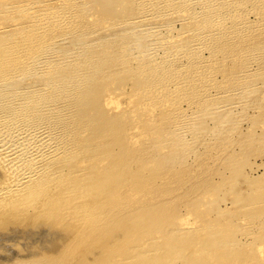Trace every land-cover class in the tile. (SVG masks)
Instances as JSON below:
<instances>
[{"label":"bare ground","instance_id":"1","mask_svg":"<svg viewBox=\"0 0 264 264\" xmlns=\"http://www.w3.org/2000/svg\"><path fill=\"white\" fill-rule=\"evenodd\" d=\"M67 1L69 2L70 5H67L64 8L62 7L63 11L61 13H64L63 15L61 13H56L57 12L56 6H55L56 11L51 10L50 12L40 14L38 11V9L41 8L39 7L40 5L39 6L31 5L28 2H26L25 4H18L16 1L15 4L9 2L8 3L0 2V10L2 12L13 13L10 16L8 15L6 17L7 19L5 20L6 23H2L3 19L0 18L1 19L0 24L2 23L0 27L2 28V31L0 30L1 31L0 32V135L2 134L4 136L3 138L4 141L0 143V149L5 151L6 153L2 152V154L4 153L8 157V161H5L7 157H2L0 155L2 158V159L0 158L1 159L0 170L6 171L4 180L2 181L0 180L1 181L0 198L8 197L7 199L9 200L10 203H8L9 205L7 208H12V209L15 208L19 210V208L23 206L25 207L38 206L41 209H39L40 211L37 213V216L46 217V218L48 217L53 221V223L59 226L64 227L65 225L67 233L63 232L65 236L64 242L66 241L68 235L70 236L71 239L70 242L69 239L67 240L68 244L66 243L67 244L66 246H68V250L66 249V252H64L65 257L60 259L57 257L55 259L56 256L48 255L46 256L47 261L41 263L68 264L69 261L68 259H70L69 258L70 253H72V255H75L76 253L78 254L77 252L78 250H79V254L77 255L78 257L77 256L76 257L77 259H79L78 263L81 264H160L163 262V261L160 262V259H162L161 256L165 255V251H167V249L170 250V253L173 252L174 254L176 253L178 255L179 252H181V250L182 251L185 250L184 253L186 254V249H184L185 246H188L187 249L189 247L190 248L192 247V249L196 251V252L193 251V253H196L197 255L195 259L194 258L192 259V262H194L195 264H229L230 263L229 258L231 257L235 258L237 254L243 255L242 254L243 243H246V241L244 239H240V236H238L239 239L236 236L233 239V241L235 240L234 242L231 239L233 243L231 244L233 245V252H230L228 250L227 246H230V244L227 245V243L231 242L230 240H229L230 242L226 240L227 238L226 236L228 234L227 233L228 228L231 225V221H234V219L241 220L242 222V219L252 220L253 216L255 217L258 216L259 218L262 215L264 217V201H263V195L259 191V186L255 184V180L254 181L246 180L245 182H243L242 181L243 178L240 177L239 171H233L229 176H223L219 181V183L215 185L210 184L209 187L205 188L203 190L204 197L206 198L205 200H203V198H199V199H194L193 201L189 200V202L185 203V205H187L186 206L187 214L177 213L178 205L180 204V202H185L186 199L181 200L180 202L178 198H176L173 202L172 200L154 199L151 202L141 204L140 203L141 201H139L140 198L134 200L131 197V195L125 196L123 195V193L120 192V190L123 189L125 186H127L128 183H131L132 189L134 188L136 189L137 186L139 187L146 186L145 184L151 182L150 181L151 177L154 176L156 177L159 175L157 174L160 173L159 169H156L157 173L153 172L150 175H145V173L143 174L140 173L141 171H144L142 170L143 164H148V162H152L155 159H159V161H161V163H163L164 166H167L166 164H169L171 162H173L174 164L182 163V161L186 158L185 154L183 155V152L187 151L185 147L187 146L192 147L193 142H195L194 140L197 138L196 135L197 133L196 131L194 132L193 129L191 130L189 129L190 131L189 138L188 139H185V137L183 138V136H186L184 135L186 134L185 133L186 130H182V128L185 125H182L183 123H180L181 121L178 119V118L180 119L182 118L181 116H179V113L181 114L182 110L178 107V105H176L179 102L178 101L179 99H177L178 102L176 101L177 102L176 103L174 101L175 98L173 99L172 95L176 93H177L176 95H178V90L181 88H185L187 83L190 82L192 84V81L194 83L195 81H197V79L198 81L200 78L203 79V77H201L202 76L201 73H203L202 71L203 65L201 66L200 63L204 61L208 62L210 60L213 61L212 59L218 53H220V55L221 53L222 54L231 53V55H236L237 62L239 66L241 64L242 67L244 66L243 64L245 59H242V56L240 57V55L244 49L246 50L248 49V47L250 49L251 47L252 53L254 51H256L255 55L260 53V52L257 53V50L260 51L259 50L260 43L263 42L264 39L263 37L260 38L261 37L260 32L258 33L256 31H252L253 29H255L254 26L256 27V25L252 26L251 23H247L248 20L244 24H242L243 22L239 23V21L237 20L239 24L238 23L234 24L235 21L230 22L227 19L229 15L227 17L226 16L221 17V15L216 16V13H218L219 11L214 14L213 13L214 11L212 10L222 8L220 5L221 3L220 0H202L196 2L197 4L196 9H199V11H197V14L196 12H194V14H196L194 17L192 15L191 16L184 15V17L187 16L185 18L181 16L183 17L184 20L183 25L188 23L191 26V33H190L191 35L189 37V42L186 40L188 43L187 45L184 44L186 46L185 49L184 47L181 48L182 46L176 47V48H181L179 49L180 52L179 51L178 53L172 52L167 56L163 55L167 57L166 58L167 61L166 59L165 61L170 62V65L168 63V67L173 65L171 68L169 67L168 69H165L163 67L164 66L166 67V63L163 66V64L160 63L161 61L158 62L160 60L158 57L157 58L154 57L149 61L147 60L148 62L144 61V63L139 64L141 63L140 59H142V58L138 59L139 55L141 53L148 55L149 53H151L149 50H148L149 52H147L144 51L143 48H141V50H139L141 52L138 56L136 53L130 52L132 50L130 49L131 47H133V50L135 48L137 49L138 46H135L136 43H137L136 45H140L142 44V42H144V39H142V37H139L140 39L135 44L133 43L134 41L130 42V40H126V39L124 41L121 40L123 41L122 43L119 40L116 41L117 38L115 39L114 36L113 38H111L112 37L111 34H110L111 36L110 38H106L103 36L104 37L103 39L101 38L102 36L100 37V35L98 38L96 36V39L100 38L99 42L97 41L94 42L93 40L95 39L92 38L91 39L94 43L93 42H91L92 44L90 43L91 39L90 41L87 39L88 42H84L83 41L85 40L83 39V35H85L84 32L87 33L93 32L92 27L94 26L99 27V22L100 24L103 23L102 21H104L103 20L104 18L96 19L95 17L99 16L98 12H100V9L98 11V7L101 8L105 5V3L108 2H106L105 0H97L96 5L98 6H93L88 12L86 11L87 9H84L85 8L84 6L87 4V0H80V2H77L78 4L75 2L76 0H67ZM169 1H174V0H164V4L163 3L160 4L159 9H162L161 5L165 6ZM177 1L179 4L180 0ZM181 1L183 2V0ZM195 1L196 0H190V2H192V5L194 6H196L194 4ZM257 1L258 0H256V2ZM149 2L145 3L144 1H142L141 3H139L141 5L139 4L137 5L138 9L137 7H134L133 9L132 7L133 5H131L133 3H131L129 7L131 6L132 9H126L124 12L125 17L122 18V20L117 21L115 23L118 25L120 24L121 26V24L123 25V23L124 25L126 24L125 20L131 22L133 19H137V17L138 18L139 17L144 18V16L146 17L147 15L150 14V11H154L152 7H150L152 9H149V7L148 8L144 7V4H147ZM156 2L157 1H155V3ZM172 3L176 9L170 8L169 10L171 12L176 13L181 6L179 7L177 3L176 5H174L175 2ZM260 3L262 4L263 2ZM157 4L158 3H156V5ZM222 4L224 5V3ZM262 5H264V3ZM77 6L78 9H81L82 11L76 9ZM252 6H251L252 11L254 12L258 10L256 8L262 7V6L257 7L255 6V4H253ZM177 7L179 8L177 9ZM186 7L189 6L186 5ZM245 8H246L245 11H249V12H245L244 15H246V13L249 14L250 13L249 9L251 8L247 9L248 7L246 6ZM10 9H12L13 12L9 11ZM14 9L19 10L20 11L19 13L24 11L26 13V17H31V18L21 23L22 25L17 23V21L14 22L15 20L14 17H17L18 14V12ZM211 11L212 13H210ZM225 12L226 11L224 10L223 13L226 14ZM14 13L16 14L15 16ZM163 13L164 12H162V14ZM241 14L243 15V13ZM256 14L257 13H255V15ZM87 15H90L92 16V18H95L93 21H91L92 23H90L92 26L88 23V26L89 27L91 26L90 30L89 28H87V25L84 23L85 20L83 19ZM231 16H233V13ZM233 17L235 19L237 18L235 17V15ZM241 18L239 19L243 20V17ZM244 18H246V16ZM64 19L67 20V21L65 20L67 23L64 22ZM130 19L132 20L130 21ZM82 20H84L83 23L86 26L84 27V29H81L80 35L78 36L75 35L76 36L75 41L71 40V42L74 41L73 44H71L72 47L62 49L63 50L62 52H66L65 54L64 53L62 54V52L61 53L54 52L53 47L56 44V42L63 40L67 34H70L71 36V33L74 30L77 31L76 28H79L80 30V27L83 25ZM106 20L108 19L106 18ZM87 21L89 22V19H86V22ZM259 21H261V23H264L262 22V20ZM58 25L59 26L61 25L63 27L60 30L64 29L65 32L64 34H59V35L58 34L56 35L55 33L52 34L54 32L53 30L56 29ZM248 27L249 30L251 29L252 32L249 30L247 31L245 30L248 29ZM102 28H105V26ZM96 29L97 30H95V32L101 28H96ZM126 29H128V27ZM259 30L262 31V29ZM144 31H146V29ZM245 31L250 32L249 33L250 35L247 34ZM116 32L114 29V33ZM251 33H254V35H251ZM202 34L203 35L205 34L206 36L204 37L208 38L209 40L211 38L212 41H213L212 37H216V38L219 37V39L216 40V42L213 44L210 43L209 46H207L209 43L207 40H206L208 42L207 45L204 43L205 39L204 41L200 40L197 43L194 42L196 43V45L195 44L193 45L192 40L195 39L199 40V38H196V36L198 37ZM116 35L118 36V34ZM148 36L146 35V37ZM150 40L152 43L153 40L152 39ZM66 41L68 40L66 39ZM69 42L70 40L68 41V43ZM200 43H204V47L201 46ZM77 44L80 45L79 48L78 46L76 47L73 46ZM147 46L149 47V45ZM206 46L208 50L207 49L205 50L208 51L207 52L208 55L204 57L202 56L203 54H201V52L199 51H202L201 50L202 48L204 50ZM127 47L130 49V51H128L129 49ZM263 47L264 46H262L261 50H264ZM126 49L127 51L125 52L124 50ZM155 49L157 48L155 47ZM51 50L52 52L56 53L58 57L57 56L52 57V55H49V52ZM154 51L155 50H153L152 52ZM164 51L165 50H163V52ZM246 51L250 52V50H246ZM119 53H121L120 55L121 58L123 59H121L120 57L118 58ZM128 54L131 56H129ZM245 55H247L246 61H248L247 60L248 54L246 53ZM140 56H145V55H140ZM250 57L251 55L249 56V58ZM114 58H116L118 62L119 59H121V61L123 60L124 62L125 61L131 62L130 59L133 58V61H135V65H133L134 63L133 64L131 63L128 65V67H124V68L126 69L130 68L132 70L134 69V71H136L137 69L138 70L136 73L137 75L140 76L145 75L144 77H140V76L135 77V72L133 73L131 70L127 69L128 70L127 73L131 71V75L133 74V76L129 75L127 77H133L132 79L134 81L133 84L134 87L132 88H134V90H132V88L130 87V91L131 90L132 91L131 94L130 93L129 94L134 96V98L128 96L129 99L127 100L126 104H124L126 105L124 107L127 109V111L130 112L131 119L133 118L135 123L137 121H140L139 128H141V130H138V132L144 134L145 136L144 140L136 141L137 138L134 139V137H137L138 133L132 134L133 132L130 133L131 135L129 137H123L122 133L124 132V128L125 129L131 128L132 125L131 127H128L129 123L126 122V124H124V121L122 120L124 115L119 116L117 114L118 112L117 110L116 112H111L107 114V112H105L102 109L103 103L104 105L106 103V106L108 105L109 108H113L115 106L114 103L115 100L113 98L105 99L106 101L101 103V101L96 97L97 93L100 90L98 81L101 79L105 80L100 85H104L105 87H107L113 82V80H115V77L117 76L116 74L121 70L120 69L118 71L116 67L114 68L113 73L111 72L103 73L105 72L106 67H108L112 63ZM23 59L24 61H22ZM135 59L140 60V62L138 63V61H136ZM50 60H55L57 64L51 65V68L54 66L53 71L47 74L46 81H44L43 79V82L44 84L47 83L49 84L51 81L54 82V80H57V82L55 81V83H58V85H56V90H55L56 91L55 96L56 95L57 96L56 98L54 97V99H52L53 101L51 102H53V104H50L51 102L49 104L46 103L49 102L48 97H45L47 95L46 93L45 94L42 93L44 95V98H47L45 100L43 99L42 96L39 97V94L41 95V93L38 92V94L36 95V90L38 89H34V88L30 89L31 92L30 90H25V89H29V87H34L38 85L39 84L38 82H42V76L40 79L38 77L39 74H37V72L36 73L33 72L38 75L37 76L34 74L39 78L38 79L36 77L37 79L36 80L34 79V75H32L31 72L33 70L36 71L37 67H39L42 63H46V61H50ZM161 60L163 59L161 58ZM231 60H233V58ZM120 64H122V62ZM198 66L201 67L200 70ZM125 70L123 69L122 71L124 72ZM204 74L206 75V73ZM30 75L31 77H33L34 80L30 84H24L23 82L24 85H22L21 83L22 81L25 80L24 78L29 77ZM121 75L125 76L126 73L125 74L121 73L120 76ZM29 78H26V80ZM50 79L51 81H49ZM129 79L131 80V78ZM197 83L198 82H196V84ZM42 86L43 85H41L40 87ZM193 86H195V84ZM198 86L200 89V85ZM190 88H188L189 90L187 89L188 92L194 89V87L192 89ZM197 88H195L196 92L194 91L195 89L193 90L196 94H198ZM57 92L59 93L61 92V93L58 94ZM184 92L185 90L181 93V95L182 94L184 95ZM195 93L194 95H196ZM176 97L178 98V96ZM180 97L181 96L179 95V98ZM188 97L191 96L188 95ZM185 98L186 99L184 100L189 99L187 98V96ZM192 98L194 99V97H191V99ZM20 100H22L23 102L22 105H20L19 103ZM156 102H158V106L161 109L159 110L158 107L159 113L160 112L161 113L159 118L156 117L157 122L154 121L155 116H153L149 112V109H151L152 106L155 108L154 104H156ZM190 102L186 101L187 103L186 106L190 108L193 114L194 112ZM27 103H29V106L32 109H34L35 110L34 112L38 113V115L35 114V116L30 117L32 118V120L29 119L28 121L26 119L28 121L26 123L24 114L26 115L27 111L30 109L26 107L28 109L27 110L24 107L27 105ZM143 104H147V106L145 107L147 110H144L145 108L143 109L141 107ZM17 108L21 109L22 112L21 110L18 111ZM138 111H145V114L141 115L142 113L140 112L141 114L139 113L140 114L139 116L137 114ZM175 113H177V115L179 116L177 119L180 122H177L178 120L175 119L176 118L175 116L172 119V115ZM183 113L185 112H182V114ZM183 117H184L183 120H185L186 117L184 115ZM216 117L217 116L215 115L211 117L214 125V127L213 126L211 127L214 128L215 132L222 133L223 128L226 127L224 126V124L226 123V117H218V118ZM188 118L191 119L192 116ZM186 120L185 122H187ZM134 121H132L131 123L134 124L133 123ZM196 124L198 125V123ZM192 126L194 127L193 124ZM195 130L197 129L195 128ZM254 133L256 135L264 136L263 133H256L252 131V134L250 133L249 134L253 140H255L254 138L256 137ZM166 134L167 137L165 138ZM168 136H170L171 138L169 137L170 139L167 140ZM246 141L248 142V139H246ZM130 143L134 144L133 148L129 147L128 144ZM189 149L191 148L189 147ZM29 150L32 151L30 153L32 155L30 157H28L29 156L28 155L27 158L25 154L28 153ZM190 151L193 150H189L187 152ZM24 156L26 157V160L22 159ZM43 158L45 159L44 162H42ZM83 161H88V163L85 166H81V162ZM151 171L154 170L152 169ZM259 177L260 176H258V179ZM246 183H250L251 185H254L255 187L252 188H254L255 190L253 189L254 191L253 190L249 191V189H245L244 184ZM165 185H166L165 182H163L160 187H166L167 185L166 186ZM226 186L230 187L232 191L226 189ZM157 190H159V188ZM166 190L168 191V189ZM217 191L224 192L225 196H223L222 198L230 197L232 199V208L233 211L234 210L236 211L229 214L221 213L219 207L215 202V199L209 198L208 196V193H212V192L215 193ZM160 192H165V190L160 188ZM114 193H115V197L119 199V202H117L116 204H113L114 202L112 201V199L109 198L112 197ZM132 195L134 196L135 193ZM141 195L144 194L141 193ZM158 195L159 194L157 192V194H155L156 198ZM85 197H88L89 200H84ZM134 197H136V195ZM101 200H103L104 202H101ZM7 201L2 200V202H7ZM177 202L179 203L178 205ZM200 207L203 209L201 210ZM243 208L245 209L247 208L249 212L242 213ZM188 215H192V218L188 217ZM263 219L264 218H262V220ZM235 227H239V225L238 226L236 225ZM242 227L247 228L249 226L247 227L242 226ZM240 228L239 230H241ZM257 229H259V227ZM87 232L89 233L88 235H90V237L93 238V240L96 239L98 235L99 236L94 241L93 240L88 241L89 243L88 245H86V247L89 248V246H91L95 249V247L99 244L101 245L100 248L102 249V252L98 255H95L96 257L95 256L89 257V255H87L88 258L86 259L85 257H82L84 254L82 244L84 243V241H86L87 236L85 235L87 234ZM153 232H155V234L157 233L160 234L161 238L157 237V239H161V240H158L157 243L154 242L156 237H154L153 240H149L148 238L149 235H152ZM96 233H98L97 236ZM101 233L104 235L102 240H100ZM250 234H248V236ZM147 235L148 237H146ZM146 238H148L147 239L148 241L146 240ZM151 241L153 242V244H156L155 245L156 255L154 258L151 257V255H149L148 244L150 245L152 243ZM262 243L259 244L263 245ZM249 245L250 243L248 244V247H250ZM255 245L257 246L258 242ZM248 247H246V249H248ZM258 248L259 247H256V249L260 251V249ZM162 251H164V254ZM261 252L263 254L256 258L252 256H247L246 254H244L243 256L246 259L250 258V260L252 258V261L253 259L254 260L258 259L259 262L256 261V263L258 264L260 263V257L264 259V250H262ZM91 254L92 253H90V255ZM172 257L170 258L166 256V260H167L166 263L168 262L167 258H169L170 262L171 261L173 262L176 259L175 256L174 260H171ZM35 261H38V259ZM35 261H32L34 262L33 264H35ZM179 262H181V264L183 263L187 264V261L185 259H181V261ZM261 263L263 264L264 262Z\"/></svg>","mask_w":264,"mask_h":264},{"label":"rangeland","instance_id":"2","mask_svg":"<svg viewBox=\"0 0 264 264\" xmlns=\"http://www.w3.org/2000/svg\"><path fill=\"white\" fill-rule=\"evenodd\" d=\"M15 1L18 4H25L26 2H28L31 5H37V6L40 5L39 7H41V8L38 9L40 14L50 12L51 10L52 11H56V8H57V12L56 13H61L63 11L62 7L64 8L65 6L70 5L67 0L66 1L65 0H63V1L59 0V2H58V0H39V1L38 0H27V1L26 0H0V2H2V3H4V2L8 3L9 2V3H13V4H15ZM96 1L97 0H87V4L84 6L85 7L84 9H87L86 11L89 12V10L93 6H98V5H96ZM105 1L108 2V3H105V5L103 7H101V8L98 7V11L100 9V12H98L99 16L95 17L96 19L97 18H99V19L104 18L103 19L104 21H102L103 23L100 24V22H99V27H96V26L92 27L93 32H88V33L84 32L85 35H83V39H85V40H83V41L84 42H88L87 39L90 41V39L92 38V39H95V40H93L94 42L95 41L99 42L100 38L96 39V36L98 38L99 35H100V37L102 36L101 37L102 39L104 37L110 38L111 36H112L111 38H113V36H114L115 39L117 38L116 41L119 40L121 43L126 39V40H130V42L134 41L133 43L135 44L140 39L139 37H142V39H144V42H142V44H140V45H136L137 44L136 43L135 46H138V47H137V49L135 48L134 50H133V47L130 46L131 47L130 49H132L131 51L127 47L129 49L128 51H130L131 53H136L137 56H138L140 54V52H141L139 50H141V48H143L144 51H147V52L150 51L151 53H149L148 55L141 53L140 55H145V56H140L139 55L138 59L142 58V59H140L141 63H139L140 60H138V59H135V60L138 61L139 64H142V63H144V61L148 62L149 60L153 59L154 57H156V58L158 57L160 59L158 62L161 61L160 63H162L163 66L166 63V67L165 66L164 67L162 66V67L165 68V69H168L169 67L171 68L173 65L168 67V63L170 65V62H166L167 61V59H166L167 57L166 56L168 54L172 53V52H174V53H178V51L180 52L179 49H181L183 47L185 49L186 46L184 44L187 45V43L189 42V37L191 35L190 34L191 33V26L188 23L183 25V22H184L183 17H184V15H187V16H189V15L191 16L192 15L194 17L197 14V11H199V9H196L197 8L196 2H199V1H202V0H196L195 3H194L196 6L192 5V2H190V0H185V1L183 0V2L180 0L179 4H178L177 0L169 1V2H167V4L165 6L161 5L162 9L163 8L166 9V10L163 9L164 11L162 9H159L160 8V4H162V3L164 4V0H153V1L152 0H146V1L145 0H137V1L136 0H133V1L130 0V2H129V0H105ZM140 1L141 2L144 1L145 3L151 1V2H149L147 4H144V7H146V8L149 7V9L153 8L155 13H154V11H150L151 15L148 13L149 15H147L146 17L144 16L145 19L143 17L142 18H140V17L138 18L137 17V19H133V20L130 19V21L132 20L131 22H128V21L125 20V22H126L125 25L123 23V25L121 24V26H120V24L118 25V24L115 23L117 21L122 20V18L125 17L124 16V12H125L126 9H132V7H133V9H134V7H137V9H138L137 5L139 3H141ZM155 1H157L156 2V3H158L157 5H156ZM160 1H162V2H160ZM241 1L243 2L244 0H240V1L239 0H226V2H225V0H220V2H221L220 5H221L222 8H220V9L218 8V9L212 10V11H214L213 12L214 14L219 11L218 12L219 14L216 13V16L217 15H219V16L221 15V17H225V16L227 17L229 15L227 17V19L230 22H232V21L234 22L235 21L234 24L238 23V21H239V23L243 22L242 24H244L248 20L247 23H251L252 26L256 25V27L254 26L255 29H253L252 31H256L258 33L260 32V34H261L260 38L263 37V39H264V34H263V32H264V23H261V21H259V20H262V22H264V18H263L264 17L263 16L264 15L263 14L264 13V5H262L264 3V0H258L257 1L259 5L261 4L260 2H263L260 5L262 7H260L257 4L256 0L255 1L254 0H245L243 3ZM65 2H66V4H65ZM75 2L76 3L80 2V0H76ZM172 2H175L174 5H176V3H177V5L179 7L181 6L180 8L177 7V9L179 8V10H182V11L178 10L176 13L175 12H171L169 9L170 8L171 9L175 8V6H173ZM131 3H133V4H131ZM150 3H152V4H150ZM222 3H224V5ZM57 4H58V6H57ZM130 4L133 5V6L129 7ZM253 4H255V6L258 5L257 7H260V8H256V9H258V10H256V12L252 11V7H253L252 5ZM139 5H141V4H139ZM152 5L154 7L155 6L156 7L154 8ZM186 5H188L189 7H186ZM55 6H56V8H55ZM78 6L76 7V9H78ZM171 6H173V7H171ZM245 6L248 7L247 9L251 8V9H249L250 13L249 14L246 13V15H244L245 12H249V11H245V9H246ZM150 7H152V8H150ZM227 7H229V8H227ZM36 8H38V7H36ZM50 8H52V9H50ZM45 9H47V10H45ZM261 9H262V11H261ZM14 10H16L18 12L17 17H14V19H15L14 22L17 21V23H19L20 25H22L21 23H23L25 20L31 18V17H26V13L24 11L19 13L20 12L19 10H17V9H14ZM78 10L82 11L81 9H78ZM224 10L226 11L225 12L226 14L223 13ZM9 11H12V9H10ZM161 11L164 12L163 13L164 15L162 14ZM212 11L210 13H212ZM159 12H161V13H159ZM194 12H196V14H194ZM240 12L243 13V15ZM0 13H1L0 18H2L3 21H4V22L2 21V23H6V21H5V20H7L6 17L8 15L10 16L11 14H13V13H9V12L6 13V12H2V11ZM190 13H193V14H190ZM232 13H233V16L235 15V17H237L236 19L233 16H231ZM255 13H257V14L255 15ZM61 14L63 15L64 13H61ZM156 14H157V16H156ZM15 15L16 14L14 13V16ZM181 16H183V17H181ZM187 16H185V17H187ZM245 16H246V18H244ZM89 17L91 18V20H90ZM241 17H243V20H241L242 19ZM16 18H19V19H16ZM95 18H92V16H90V15L85 16L83 18L85 20V22H84V20H82V24L83 25L80 27V30H79V28H76V30L79 33L74 30L72 32L73 34L71 33V36H70V34H67L63 40L57 41L56 44L53 47L54 48V52L61 53L63 51L62 49L72 47L71 44H73V42L76 39L75 35H77V36L80 35L81 29H84V27L86 25H87V28H89V30H90L91 29L90 27L92 26L90 23H92L91 21H93ZM106 18L108 20H106ZM229 18H232V19H229ZM239 18H241V19H239ZM68 19H69V17H68ZM86 19H89V22L88 21L86 22ZM179 19H181V20H179ZM252 19H253V21H252ZM65 20L66 19H64V22L67 23L66 22L67 20L66 21ZM105 20H106V22H105ZM138 20H139V22H138ZM240 20H241V22H240ZM110 22H111V24H110ZM2 23L0 24V27H1ZM88 23L91 25L90 27L88 26ZM133 25H134L135 28L133 27ZM257 25H259L260 27L257 26ZM104 26H105V28H102ZM95 27L96 28H101V29H99L98 31L95 32V30H97ZM108 27H110V28H108ZM127 27H128V29H126ZM257 27L259 29H262V31H260ZM53 28H55V27H53ZM61 28H63V27L61 25L60 26L58 25L56 27V29L53 30L54 32L52 31L53 32L52 34H54V33L56 35L57 34L58 35L59 34H64L65 33L64 29L60 30ZM93 28H95V29H93ZM120 28H122V29H120ZM114 29H115V32L116 31H118V32L114 33ZM145 29H146V31H144ZM0 30L2 31V28H0ZM245 30L246 31L249 30V27H248V29H245ZM249 31H251V29ZM90 33H92V34H90ZM119 33H121V34H119ZM171 33H173V34H171ZM246 33L249 34L250 32H246ZM110 34H111V36H110ZM116 34H118V36ZM144 34H145V36H144ZM148 34H149V36H148ZM108 35H109V37H108ZM146 35L148 37H146ZM169 35H171V36H169ZM202 35H200L201 37L200 36H198V37L196 36V38H199V40L198 39L197 40L196 39L192 40L193 45L194 44L196 45L197 42H199L200 40L204 41V39H205L204 43L207 45V43L209 42L208 45H207V46H209L210 43L213 44V43L216 42V40L219 39V37L218 38L212 37V39H213V41H212L211 38L209 40L208 38L204 37V36H206L205 34L203 35V37H202ZM251 35H254V33H251ZM69 37H72V38H69ZM66 39L68 41L70 40V42L68 43V41H66ZM92 39H91L90 43L93 42ZM150 39L153 40L152 43H151ZM168 39H169V41H168ZM71 40H74V41L71 42ZM121 40H123V41H121ZM164 41H166V42H164ZM194 42H196V43H194ZM263 42H261L262 45L260 43V49H259L260 51L257 50V53L258 52H260V53H258L256 55H255L256 51H254L253 53L251 52V47H250V49H249V47H248V49H246V50H250V52L246 51L245 49H244L245 50V52H244V50H243V52L240 55V57L242 56V59H245L243 67H242L241 64L239 66V64L237 62L236 55H231V53H228V54H222L221 53V55H220V53H218L212 59L213 61L210 60L208 62L204 61V62L200 63L201 66L203 65L202 66L203 73L200 72L201 75H202L201 77H203V79L200 78L199 81L197 79V81H195L194 83L192 81V84L189 82L186 85L188 88H190L192 86L190 89H192L193 87H194V89L198 87L197 88L198 89L197 90L198 94L195 93L196 89L195 90L192 89L190 92H188L189 89L185 86L186 89L185 88H181L182 90L181 89L178 90V95H176L177 93L174 94V95L178 96V98L176 96L172 95L173 99L175 98L174 99L175 102L177 101V99H179L178 100L179 102L177 101L178 103L176 102L177 103L176 105H178V107L182 110V112H185L183 114H182L181 111H179V112H181V114L179 112H177V113H179V116L182 117L181 119L178 118L179 116L177 115V113L172 115V119L175 116L176 117L175 119L178 118L181 121L180 122L177 119L178 120L177 122L183 123L182 125H185L182 128V130H186L185 131L186 134H184L186 136H183V138L184 137H185V139L189 138V133H190L189 129L190 130L193 129L194 132L196 131V133H197L196 134L197 138L194 140L196 143L193 142L192 147L191 146H187V145H186L187 147H185L187 149V151H189V150H193V151H190V152H187V151L185 152L184 151L183 152V155L185 154L186 158L182 161V163H177V164L175 163L174 164L173 162H171L169 164H166L167 166H164L163 163H161V161H159V159H155L152 162H148V164H143L144 166L142 165V168H143L142 170H144V171H141L140 173H142V174L145 173V175H150L153 172L157 173L156 169H159L160 173H157L159 175L156 176V177L155 176L151 177L150 178L151 182L145 184L146 186H143V187L137 186L136 189L135 188L132 189L131 188V183H128L127 186H125L123 189L120 190V192L123 193V195H125V196H130L131 195V197L134 200H137V198H140L139 201H141L140 202L141 204L151 202L154 199L172 200V202L176 198L179 199V202L181 200H185L186 199L185 202H180V204L177 202V205L179 204L178 208H177L178 209L177 213H179V214H187L186 213V211H187L186 210L187 209L186 206L187 205H185V203L189 202V200L193 201L194 199H199V198H203V200H205L206 198L204 197V193H203V190L205 188L209 187L210 184H214L215 185V184L219 183V181L221 180V178L223 176H229L233 171H239V175H240L241 178H243V180H242L243 182H245L246 180H249V181H254L255 180V184H257L259 186V191L262 193L263 201H264V136L263 135H256L254 133L256 135V137L254 138L255 140H253L252 137H250V134H252V131L256 132V133H263L264 134V50H261L262 46H264ZM204 43H200V45L204 47ZM141 45H142V47H141ZM147 45H149V47ZM73 46H75V47L78 46V48H79L80 45L77 44V45H73ZM150 46H151V48H150ZM179 46L180 47L182 46V47L181 48H176V47H179ZM207 46L204 48V50L201 47L202 51H199V52H201V54H203L202 56H204V57H206L208 55ZM155 47L157 49H155ZM175 49H177V50H175ZM205 49H207V50H205ZM263 49H264V47H263ZM59 50H61V51H59ZM136 50H138V51H136ZM151 50L152 51L155 50L154 51L155 53L152 52ZM163 50H165V51L163 52ZM124 51L126 52L127 49L124 50ZM134 51H136V52H134ZM252 51H253V49H252ZM54 52H52V50H51L49 52V55H52V57H54V56L58 57V55L56 53H54ZM125 52H123V53H125ZM63 53L65 54L66 52H62V54ZM246 53L248 54V57H247L248 61H246V56H247V55H245ZM120 54L121 53H119L118 58L119 57L121 58ZM253 54H254V56H253ZM132 55H134V54H132ZM163 55H166V56H163ZM225 55H226V57H225ZM250 55H251L250 58L253 59V60H251L249 58ZM129 56H131V55H129ZM116 58H114L112 63L108 67H106L105 72H103V73H106V72L107 73L108 72L113 73L114 68H116V67H117L116 69L118 71L121 69L120 72H118L116 74L117 76L115 77V80H113V82L110 85H108L107 87H105L104 85H100L105 80L101 79V80L98 81L99 82L98 85L100 86V90L97 93L96 97L101 101V103L106 101L105 99L113 98L115 100V102H114L115 106L113 108H109L108 105L106 106V103H105V105L103 103L102 109L105 112H107V114H109L111 112H116V110H117L118 111L117 114L119 116L120 115H124L123 118H122V120L124 121V124H126V122L129 123L128 127H131V125H132V127H131L132 129L131 128H126V129L124 128V132L122 133L123 137H129L131 135L130 133L133 132L132 134H134V133L137 134L138 133L137 134L138 136L134 137V139L137 138L136 141L137 140H144L145 139L144 134H141V133L138 132V130H141V128H139L140 121H137L135 123L134 119L133 118L131 119V117H130V112L127 111V109L124 107V106H126L124 104H126V102L129 99V97H133L134 98V96L130 95L131 91L134 90V88H132V87H134V85H133L134 81L132 79L133 77H127V76H129V75L133 76V74L131 75V71L133 73L135 72V77L136 76H140V75L136 74L137 71H138L137 69H136V71H134V69L132 70L130 68H127V69L131 70L130 72L127 73L128 70L126 68H124V67H128V65L131 64V63L132 64L134 63L133 65H135V61H133L134 57L132 59H130L131 62H127V61L124 62L123 60L121 61V59H123V58L119 59V62H118V60ZM161 58L163 60H161ZM232 58H233V60H231ZM165 59H166V61H165ZM259 60H260V62H259ZM22 61H24V59ZM121 62H122V64H120ZM52 64L53 65L57 64V62H55V60L46 61V63H42L39 67H37L36 71L33 70L31 72L32 75H34L37 72V74H39V76L37 74H35V75H37L40 79H41V76H42V82H38L39 84L34 86V87H29V89H25V90H30V89H33V88L34 89H38L39 91L36 90V95L38 94V92L41 93V95L39 94V97L42 96L43 99H45V100L47 98H44L43 94L46 93L47 95L45 97H48V101L49 102H46L45 100L44 101L47 104H49L51 101H53L52 99H54V97L56 98V96H57V95L55 96L56 85H58V83H55V81L57 82V80H54V82H53L50 79L49 81H51V82L49 84L48 83L44 84V82H43V79H44V81H46L47 74H49L50 72L53 71V67L54 66L51 68ZM44 65H45V67H44ZM220 65H222V66H220ZM254 65H256V66H254ZM42 66L44 67V69H43ZM47 67H49V68H47ZM198 67H197V69H198ZM254 67H255V69H254ZM200 68L201 67H199V70H200ZM244 68H245V70H244ZM123 69L124 70L126 69V70L123 72L122 71ZM211 70H212V72H211ZM33 72H35V73H33ZM121 73H123V74L126 73V75L125 76L124 75L120 76ZM168 73H167V75H168ZM204 73H206V75ZM35 75H34V79H36V77H37ZM207 75L209 76V78H208ZM223 75H224V77H223ZM144 76L145 75H142L140 77H144ZM29 77H31V75ZM29 77H25L24 79L26 80V78H29ZM129 78H131L132 82H131V80ZM34 79H33V77H31V78L26 80L27 82L25 80L24 81L21 80L22 81L21 84L22 85L30 84ZM142 79H144V78H142ZM23 82H24V84H23ZM196 82H198L197 84L200 85V89H199V86L196 84ZM233 82H234V85H233ZM236 83L238 84V86H237ZM131 84H132V86H131ZM190 84H191V86H190ZM194 84L197 87L193 86ZM41 85H43L45 89L43 88V86L40 87ZM232 85L235 86L236 88L233 87ZM240 85L241 86L243 85L242 87H244V86L245 87L242 88ZM52 86H54L55 88L52 87ZM130 87L132 88L131 91H130ZM250 88H252V89H250ZM183 89L185 90V92L186 91L187 92L186 93L184 92V95L183 94L181 95V93L184 91ZM230 89H232V90H230ZM30 92H31V90H30ZM57 93L60 94L61 92L60 93L57 92ZM194 93L197 96L194 95ZM48 94H50V95H48ZM179 95L181 96L180 98H179ZM188 95L191 96V97H194V99L192 98L193 99L192 100L191 97H188ZM206 95H208V96H206ZM186 96H187V98H189L188 100H184V99H186L185 98ZM49 97H50V99H49ZM147 100H149V99H147ZM186 101H188V102L194 101L192 103L190 102V104L192 105L191 107H192L193 112H194L193 114H192L190 108L186 106V104H187ZM19 103H20V105H22L23 104L22 100H20ZM196 103H198V104H196ZM50 104H53V102H51ZM203 104H204V106H203ZM154 105H155V108L152 106L151 109H149V112L153 116H155L154 117V121L157 122L156 121V117L157 118L160 117V113L161 112L159 113V110H161V109L158 106V102H156V104H154ZM146 106H147V104H143L141 107L144 109ZM156 106H157V108H156ZM24 107L25 108L26 107L30 108L29 110L26 108L28 111H27L26 115L24 114L25 120L26 119L28 121H29V119L32 120V118H30V117L35 116V114L38 115V113L34 112L35 110L32 109L29 106V103H27V105L24 106ZM158 107H159V110H158ZM162 108H164V107H162ZM17 110L20 111L21 109L17 108ZM144 110H147V109L145 108ZM151 110H152V112H151ZM21 112H22V110H21ZM139 113L141 115H144L145 111H138L137 114L140 116ZM185 114L188 115V116H186ZM183 115L186 117L185 120L188 119V120H186L188 123L185 122V120H183V118H184ZM189 115L192 116L191 119H193V120L188 118V117H191ZM214 115L217 116L216 118H218V117H226V123L224 124V126H226V127L223 128V132L222 133H218V132L214 131L213 120L211 118ZM25 116H27V117H25ZM27 120H26V123L28 122ZM34 120H35V118H34ZM131 120L134 121L133 122L134 124L131 123L132 122ZM196 123H198V125ZM192 124L194 125V127L192 126ZM182 125H181V127H182ZM211 126H213V127H211ZM189 127H191V128H189ZM195 128L197 130H195ZM187 129H188V131H187ZM224 130H225V132H224ZM245 136H246V138H245ZM166 137H167V134H166L165 138ZM169 137L170 136H168L167 140L171 138V137L170 138ZM3 138H4V136L1 134L0 135V139H1L0 143H2L4 141ZM246 139H248V142L246 141ZM260 141H262L263 143L260 142ZM252 144L255 145V146H253ZM128 145L131 148H133V146H134L133 143H130ZM189 147L191 149H189ZM261 148H262V150H261ZM2 152L6 153L5 151L0 149V155L2 157H7L4 153L2 154ZM31 152L32 151L29 150L28 153L25 154V156L27 157L29 155L28 157H30L32 155V154H30ZM1 156H0V158H1ZM25 156L22 159L26 160ZM1 159H0V161H1ZM45 159H46V157H45ZM45 159L43 158L42 159L43 161L42 160L41 161L44 162ZM5 161H8V157H7V159ZM87 163H88V161H83V162H81V166H85ZM152 169L154 171H151ZM5 175H6V171L0 170V178H1L0 180L1 181L4 180ZM184 175H185V177H184ZM258 176H260L259 179H258ZM161 177H162L163 180L161 179ZM163 182H165V184L167 185V186L165 185L166 187H160ZM190 183H192V184H190ZM244 187H245V189H249V191H251V190L254 189L252 187H255V186L251 185L250 183H246V184H244ZM158 188H159V190H157ZM160 188L165 190V192H160ZM166 189H168V191ZM201 189H202V191H201ZM226 189H228L229 191H232V189L230 187H228V186H226ZM157 192H158L159 195L156 198L155 194H157ZM134 193H135L136 197H134L135 195L134 196L132 195ZM141 193H143L144 195H141ZM247 193H250V192H247ZM208 196H209V198H214L215 199V202H216L217 206L219 207V209H220L222 214H229V213H232V212L236 211V210L233 211L232 199L230 197L229 198L228 197L222 198L223 196H225L224 192H220V191H217L215 193L212 192V193H208ZM7 198L8 197L0 198L1 199V201H0V209H1L0 210V216H2V217H0V264H33L34 262H32V261H35L37 259H38V261H35V264H40L41 262L44 263V262L47 261V257L46 256H48V255L56 256L55 259L57 257L59 259L65 257L64 252H66V249L68 250V246H66L68 244L67 240L69 239V242L71 241L70 236L68 235L66 241L64 242L65 236H64L63 232L67 233L66 226L64 225V227H63V226L56 225L48 217L46 218V217L37 216V213L40 211L39 209H41L38 206L37 207L36 206L35 207H33V206H26V207L23 206V207L19 208V210L15 209V208L14 209L7 208L8 205H9L8 203H10ZM109 198L112 199V201L114 202L113 204H116L117 202H119V199L115 197V193H114V195L112 197H109ZM2 200L3 201H7L8 200V201L7 202H2ZM84 200H89V199H88V197H85ZM101 202H104V201L101 200ZM129 203H130V201H129ZM196 203H197V201H196ZM31 208H32V210H31ZM202 209L203 208H201V210ZM201 210H200V212H201ZM197 212H199V211H197ZM243 212H249V211H248L247 208L246 209L243 208L242 209V213ZM188 217L192 218V215H188ZM262 218H264L262 215L259 218H258V216L257 217L253 216V219L256 222H254L253 219L252 220L251 219H247V220L246 219H242L243 223L241 222V220L234 219V221H231V225L228 228V231H227L228 234L226 236L227 237L226 240L228 242H230L231 239L233 241V239L236 236L237 237L240 236V239H244L246 241V243H243V249H242V254L243 255L246 254L247 256H252V257H255V258L260 256V255H262L263 253L261 251L264 250V247H263V245H264V236H261V235H264V219L262 220ZM241 223H242V226H245V227L249 226V227L244 228V227L241 226ZM233 225H235V226L239 225V227H235ZM232 226L236 230L237 229L238 230L236 231ZM240 226H241V228H240ZM258 227H259V229H257ZM260 227H263V228H260ZM239 228L241 230H239ZM233 230H235V231H233ZM245 231H247V232H245ZM88 232L85 235V236H87L86 237V241H84V243L82 244V248L84 250V254H83L82 257H85L86 259L88 258L87 255H89V257H92V256L98 255V254H100L102 252V249L100 248L101 245H99V244L95 247V249L93 247H91V246H89V248L86 247V245H88V243H89L88 241L93 240V238H91L90 235H88L89 234ZM234 233H235V235H234ZM248 234H250V235L248 236ZM56 235H57V237H56ZM97 235H98V233H96V236ZM232 235H234V236H232ZM244 236H246V237H244ZM54 237H56V238H54ZM61 237H64V238H61ZM97 237H96V239H97ZM103 237H104V235L101 233L100 234V240H102ZM146 237H148V235ZM154 237H156L155 241H154L156 243L158 242V240H161V239H157V237L161 238L160 234L159 233L155 234V232H153L152 235H149L148 238H149V240H153ZM148 238H146V240ZM96 239H94V240H96ZM238 239H239V237H238ZM232 241L230 243H227V245L230 244V246H227L228 250L230 252H233V245H231V244H233ZM245 241H243V242H245ZM257 242H258V245L256 246L255 244H257ZM71 243H69V244H71ZM249 243H250V245H249L250 247H248ZM259 243H262L263 245H260ZM152 244H153V242L150 245L148 244V248H149V255H151V257L154 258L155 255H156V249H155V247H156L155 245L156 244H153V245ZM152 247H154V248H152ZM187 247L188 246H185L184 249H186V254L189 253L188 255H186L184 253L185 250L184 251L181 250V252H179V255L176 254V253L174 254L173 252L170 253L169 249H167V251L164 250L165 251V255L161 256L162 259H160V262H162V261L164 262L165 261L164 263H166V261H167L166 260V256L171 258L174 255L171 260H174L175 256H176L177 260L175 259L174 260L175 262L174 261L170 262L169 258H167L168 262L166 264H177V263L181 264V262H179V261H181V259H185L187 261V264H189V263L190 264H195L194 262H192V259L193 258L195 259L197 254L193 253L194 249H192V247L191 248L189 247L190 249L189 248L187 249ZM246 247H248V249H246ZM256 247H259L258 249H260V251H258L256 249ZM62 251H63V254H62ZM164 251H162L163 254H164ZM187 251H188V253H187ZM77 252L79 254V250ZM167 252H169V253H167ZM194 252H196V251H194ZM90 253H92V254L90 255ZM58 254L60 255V257H59ZM78 254L76 253L75 255H72V253H70V257H69L70 259H68L69 260L68 264H81V263H78V260H79V259H77V257H78L77 255ZM157 255H158V253H157ZM243 255L237 254L235 256V258H232V257L229 258L230 259L229 260V262H230L229 264H257L256 261L259 262L258 259H255V260L253 259V261H252V258H251V260H250V258L246 259ZM66 257H67V255H66ZM163 262L160 263V264H164ZM261 262H264V259H262V257H260V263ZM43 263H41V264H43ZM260 263H258V264H260Z\"/></svg>","mask_w":264,"mask_h":264}]
</instances>
